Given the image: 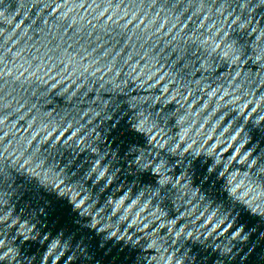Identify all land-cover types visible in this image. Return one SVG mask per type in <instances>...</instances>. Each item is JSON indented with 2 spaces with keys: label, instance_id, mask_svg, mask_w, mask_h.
I'll use <instances>...</instances> for the list:
<instances>
[{
  "label": "clouds",
  "instance_id": "1",
  "mask_svg": "<svg viewBox=\"0 0 264 264\" xmlns=\"http://www.w3.org/2000/svg\"><path fill=\"white\" fill-rule=\"evenodd\" d=\"M0 264H264V0H0Z\"/></svg>",
  "mask_w": 264,
  "mask_h": 264
}]
</instances>
